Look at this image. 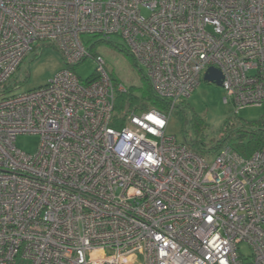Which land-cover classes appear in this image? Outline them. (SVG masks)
<instances>
[{"label": "built area", "instance_id": "2783aa9c", "mask_svg": "<svg viewBox=\"0 0 264 264\" xmlns=\"http://www.w3.org/2000/svg\"><path fill=\"white\" fill-rule=\"evenodd\" d=\"M84 34L119 35L168 110L117 113L126 88ZM40 41L65 68L0 96V264H264V149L200 155L165 133L209 67L235 114L264 103V0H0V86Z\"/></svg>", "mask_w": 264, "mask_h": 264}, {"label": "rangeland", "instance_id": "374dc122", "mask_svg": "<svg viewBox=\"0 0 264 264\" xmlns=\"http://www.w3.org/2000/svg\"><path fill=\"white\" fill-rule=\"evenodd\" d=\"M81 37L89 52L103 59L104 68L115 84H121L137 97L143 95L147 82L146 71L125 51L118 49L126 50V45L119 35H111L108 39H101L100 36L92 34H84ZM32 46V50L23 58L15 73L0 86V95L8 96L44 86L57 71L65 68V62L52 44L40 41ZM96 67L97 63L89 56L74 65L73 70L81 80H86L95 73ZM223 98L224 90L221 86L201 79L190 97L182 102V106L175 107L170 113L166 135L174 137L177 143H182L185 134L192 133L193 118H199L203 122L207 146L221 137L222 124L226 120H230V126L233 128L242 124L255 126L257 123H262L264 128V103L245 106L235 114L233 104L225 102ZM15 143L19 149L34 153L39 136L21 134L16 137ZM239 248L244 256L250 253L245 243H241ZM137 261L142 262L143 257L138 255ZM17 264L28 262L18 260Z\"/></svg>", "mask_w": 264, "mask_h": 264}, {"label": "trees", "instance_id": "16d2710c", "mask_svg": "<svg viewBox=\"0 0 264 264\" xmlns=\"http://www.w3.org/2000/svg\"><path fill=\"white\" fill-rule=\"evenodd\" d=\"M118 49L130 55L127 49ZM132 59L134 60L133 57ZM95 77L96 74L94 73L86 79V82L93 80ZM146 81V88L141 97H137L127 90L126 92H118L116 94L115 110L117 113H121L126 109L135 111H144L152 108L161 111L168 110L169 103L155 95L148 79ZM184 100L178 102L175 107H181ZM191 125L192 133L185 134L182 144L200 155L214 154L226 145L231 146L233 150L243 156H248L256 150L264 149V128L262 127V123H257L255 126L242 124L233 128L230 126V120H226L222 124L221 137L217 138L209 146H207V135L204 133L203 122L199 118H193ZM225 126H227V129H225Z\"/></svg>", "mask_w": 264, "mask_h": 264}, {"label": "water", "instance_id": "95a60500", "mask_svg": "<svg viewBox=\"0 0 264 264\" xmlns=\"http://www.w3.org/2000/svg\"><path fill=\"white\" fill-rule=\"evenodd\" d=\"M203 79L205 81L212 82L215 83L216 85L221 86L222 75L218 69L214 67H209L207 71L204 73Z\"/></svg>", "mask_w": 264, "mask_h": 264}, {"label": "snow or ice", "instance_id": "6c2138e0", "mask_svg": "<svg viewBox=\"0 0 264 264\" xmlns=\"http://www.w3.org/2000/svg\"><path fill=\"white\" fill-rule=\"evenodd\" d=\"M149 119H153L152 117H149Z\"/></svg>", "mask_w": 264, "mask_h": 264}]
</instances>
